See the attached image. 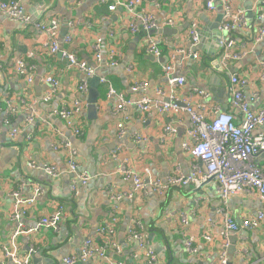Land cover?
Wrapping results in <instances>:
<instances>
[{"label": "crops", "instance_id": "obj_1", "mask_svg": "<svg viewBox=\"0 0 264 264\" xmlns=\"http://www.w3.org/2000/svg\"><path fill=\"white\" fill-rule=\"evenodd\" d=\"M105 1V4L102 0L78 4L73 0H25V12L32 19L27 26L13 23L0 13V259L3 249L10 246L12 235L22 225L21 229L35 231L18 236L21 255H27L34 247L36 252L31 264H65V258L80 253L86 238L101 241L98 229L116 211L119 221L114 241L121 247V253L113 249L108 251L109 258L115 262L147 263V256L137 242L129 241L127 236L128 227L137 221L149 230L150 247L155 251L158 264H220L224 253L228 263L264 264V223L256 230L231 233L229 245L224 239L222 218L218 214L223 202L215 181L203 183L199 189L195 184L176 185L164 196L148 189L132 199L113 200L114 194L132 190V183L125 181L118 172L123 167L146 183L158 180L167 184L179 176H190L194 167L203 169V165L184 148V144L190 142L187 134L190 121L184 112L143 113L133 106L116 112L117 101L107 98V86L101 83L105 78L127 98L135 95V100L143 96L160 98L157 91L163 89L166 93L163 99L168 101L170 92L164 68L172 66L175 76L186 79L178 98L189 96L195 89L208 90L213 94V104L223 111H231L228 80L235 74L246 81L247 95L258 93V103L253 107L258 112L264 106V81L260 78L264 39L261 42L255 39L257 29L264 25L258 20V12L262 10L259 0L236 2L237 8L248 13V28L237 29L233 38L237 51L245 46L248 55L227 67L219 63L220 52L213 44L222 14L219 5L216 12L210 13L198 0H143L136 7V14H152L162 26L161 31L165 28L177 31L171 35L161 31L153 33L152 38L162 49V56L157 59L146 51V34L131 33L130 23L136 17L124 6L109 10L110 5L125 0ZM53 19L60 23L59 40L63 48L96 70L89 91L94 80L100 78L96 118L91 117L88 108L89 92L79 91L85 75L76 68L70 69L61 55L51 54L45 46L46 37L35 28L36 23H48ZM169 20L174 22L171 27L165 26ZM196 21L202 33L208 34L210 42L206 49L199 48V61L179 53L190 50L189 30ZM66 37L71 38L69 43L65 42ZM98 40L102 45L100 64L95 59L94 49ZM112 51L116 52L118 60L113 67L110 66ZM18 59L33 67V84L29 85L17 75ZM48 76L60 82L58 94L50 101L45 100L49 87L44 79ZM136 81L149 83V88L134 94L132 86ZM74 100L84 103V111L76 123L83 132L79 137L54 114ZM194 100L195 104L200 102L197 97ZM11 108L17 113L10 114ZM235 115L238 120L241 118L238 113ZM119 123L125 127L123 138L119 136ZM167 126H172L175 132L166 133ZM14 129L20 131L16 140L11 137ZM137 136L146 140L138 142ZM64 140L71 142L78 151L80 169L91 177L78 196L71 192L74 175L68 157L63 151L54 150L55 145ZM32 162L36 168L30 166ZM257 163L264 167V154ZM45 165H55L60 176L54 178L45 173ZM36 185L42 186L44 193L26 208L20 223L13 221L15 193H19L21 199H30ZM59 207L64 208L65 218L58 232L38 227L41 218L54 215ZM224 209L240 225L244 218H254L264 212V204L254 193L230 199ZM184 216L187 224L182 222ZM207 234L212 237L211 242L204 239ZM190 236L195 239L192 251H188L185 244ZM88 264L106 263L94 258Z\"/></svg>", "mask_w": 264, "mask_h": 264}, {"label": "built area", "instance_id": "obj_2", "mask_svg": "<svg viewBox=\"0 0 264 264\" xmlns=\"http://www.w3.org/2000/svg\"><path fill=\"white\" fill-rule=\"evenodd\" d=\"M25 0H0V13L13 23L27 26L32 23V19L25 12ZM75 3L88 0H73ZM143 0H125L117 2L109 6L110 11H115L118 6H124L128 13L135 16L136 19L130 23V31L133 35L140 33L146 34L148 41L146 51L148 54L159 59L162 56L160 44L152 38L153 32L160 31L162 26L159 25L152 14L138 15L135 13L136 7L140 6ZM205 6L210 13L218 10V5L222 10V22L220 25V60L222 67L229 66L232 62L242 61L248 51L244 46L243 50L237 51L234 34L239 28H248L247 12L244 9L236 7L237 0H198ZM102 3H106L102 0ZM262 10L258 12V20L264 22V0H259ZM174 25L172 20L165 23V26ZM164 26V25H163ZM35 28L46 37L45 46L49 48L51 54H59L64 60H67L69 68H76L85 75V80L79 87L82 94L89 92V83L96 76V70L87 62L82 61L76 55L68 52L63 48L59 40L60 23L57 19H53L48 23H36ZM190 50H180L179 53L187 58H193L196 61L201 60L199 47L201 45L202 30L200 24L196 21L192 23L189 30ZM256 42L264 39V25L260 26L256 32ZM70 37L65 38V42L69 43ZM95 59L97 63H101L102 45L101 41L94 47ZM118 63L117 54L112 51L110 54V66H116ZM15 70L18 76L26 79L29 85L33 84L34 77L32 74L33 67L23 59H18L15 64ZM168 77V87L170 92L169 100L163 99L166 95L163 89L158 90L157 94L160 98L154 99L150 96H143L135 100V95L126 97L123 93L117 91L115 87L105 78L101 79V83L107 86V98L115 99L117 105L116 112L124 111L127 107H136L143 113L158 111L161 113L178 114L184 112L189 117V129L187 131L189 143L184 144V148L191 155L199 160L202 168L194 167L193 173L188 176H179L170 180L169 183L163 184L158 180L146 183L139 175L132 173L125 167L118 172L125 181L132 183V190L129 192L114 194L113 200L120 201L123 198L132 199L135 194L147 192L152 189L160 196H164L168 190L176 185L188 186L195 184L199 189L203 183L215 181L217 192L223 202L218 214L222 218L224 232L222 233L225 240H228L231 233H238L242 229L256 230L263 227L264 212H259L254 218H244L241 224H237L233 218L224 209L227 202L235 197H242L256 194L261 203L264 204V167L258 165L257 159L264 152V106L258 112L253 107L258 103V93L247 95L245 92L246 81L238 75H230L229 92L231 111H223L220 106L213 104V94L208 90L195 89L189 96L181 99L178 93L186 85L184 77L175 76L174 67L166 66L164 68ZM261 81H264V60L261 63ZM44 83L49 87L46 101H50L56 96L60 89V82L53 76L44 79ZM149 83L136 81L132 86L134 94L139 91H146ZM197 97L200 102L195 104L194 98ZM84 111V103L81 100H74L73 103L64 106L62 109L54 111L59 118L63 119L68 127L72 128L75 136H82L83 132L77 126V121ZM10 114L17 113L15 108H11ZM236 113L240 115V119L236 118ZM10 124V121H6ZM119 136H125V127L123 123L117 125ZM261 129V130H260ZM166 133L175 132L172 126L165 128ZM20 131L14 129L11 133L12 139L16 140ZM138 142L145 141L143 136L136 137ZM55 151H63L69 159L71 173L74 175L70 188L73 195H80L83 188L87 187L91 181L90 175L86 171H82L78 161V151L73 147L71 142L62 141L55 145ZM30 166L36 168L32 162ZM43 171L48 175L57 178L61 172L55 165H45ZM148 174L149 171L146 170ZM44 193V188L36 185L35 194L30 199H21L19 193H15V201L12 209V219L20 223L21 218L26 214V208L33 205L35 200ZM64 208L59 207L54 215L41 218L38 227L58 232L60 225L64 220ZM117 212L111 216L103 226L98 229V237L101 243L91 238H86L78 255L70 256L64 259L65 264H88L94 258L101 259L106 264H122L115 262L108 256V251L113 249L117 254L121 253V247L114 241L118 225ZM182 222L187 224V218L184 216ZM18 227L12 235L10 246L3 249V256L0 264H31V258L36 252L33 247L27 255L19 253L18 236L20 234L34 232L35 229H21ZM129 241H135L139 249L147 256L146 264H158V258L155 251L150 247L149 232L139 222L134 221L127 229ZM207 242L212 241L210 234L204 236ZM194 237L190 236L186 240V249L192 251ZM264 263V259L262 260ZM220 264H228L227 255H222Z\"/></svg>", "mask_w": 264, "mask_h": 264}, {"label": "water", "instance_id": "obj_3", "mask_svg": "<svg viewBox=\"0 0 264 264\" xmlns=\"http://www.w3.org/2000/svg\"><path fill=\"white\" fill-rule=\"evenodd\" d=\"M221 22H222V14L220 15V18H219L218 24H217L219 29H220ZM207 23H208L209 27H212L211 24H210V21L207 20ZM219 29L217 30V33L214 34L215 40H214V43H213L214 45L217 46V50H216L217 52L221 51L220 50V45H219L220 40H221V33H220ZM155 32H157V31H155ZM161 32L165 33L166 35H171V34L177 32V31H175L173 29H170V28H165ZM207 35L208 34L202 33L201 45L199 47L200 49H206V45L210 43L208 38L206 37ZM212 55H213V57H217L215 54H212ZM218 61H219V63L221 62L220 57H218ZM216 70H218V67H216ZM222 72H223V70H222ZM96 79L97 80H94L95 83L93 84V87L90 88L89 100H88V108H89V111L91 112V117H94V118L97 117L98 101L100 99V93L98 92V89H97V86H99L100 78H96ZM221 80L223 81V85H224V78L221 79ZM263 154H264V152H263ZM235 251H236V249H235ZM228 264H233V263L229 262Z\"/></svg>", "mask_w": 264, "mask_h": 264}, {"label": "trees", "instance_id": "obj_4", "mask_svg": "<svg viewBox=\"0 0 264 264\" xmlns=\"http://www.w3.org/2000/svg\"><path fill=\"white\" fill-rule=\"evenodd\" d=\"M148 232H149V230H148ZM99 243H101V242H99Z\"/></svg>", "mask_w": 264, "mask_h": 264}]
</instances>
